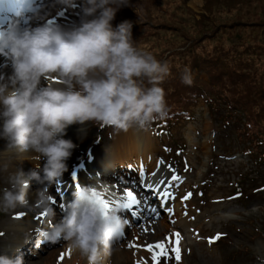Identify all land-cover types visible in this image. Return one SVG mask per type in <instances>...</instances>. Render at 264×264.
I'll use <instances>...</instances> for the list:
<instances>
[{
	"label": "rangeland",
	"instance_id": "obj_1",
	"mask_svg": "<svg viewBox=\"0 0 264 264\" xmlns=\"http://www.w3.org/2000/svg\"><path fill=\"white\" fill-rule=\"evenodd\" d=\"M10 1L16 3V0ZM132 2L136 4L135 7H123L120 13H117L113 26H116L114 22H117V19L118 25L130 21L134 33H137V29L144 23L151 30L138 33L135 41L141 48L149 49L155 44L153 47H157V50L160 48L165 50L161 62H165L180 51L191 50L194 45L197 46L194 50L199 53L198 57L206 55L205 50L209 46L205 48L201 43L197 45L199 43L197 40L200 39L195 42L194 39L205 32L206 37L210 38L207 45H213L218 41L212 38L221 30L219 33L220 37H223L222 40L240 38L242 45L258 49L257 57L260 59L252 60L250 67L253 69L249 68L248 71L250 76H254L250 79L263 78L264 0H220L217 11L209 10L211 5L207 0H199L195 7L191 6L192 0H132ZM28 3L43 7L50 3V0H28ZM127 12L131 16L125 18ZM203 15L205 19L202 18ZM4 17L0 12V19ZM78 17L79 6L71 10L52 9L47 21L57 18L58 24L72 26L77 23ZM21 23L35 27L40 21L26 16ZM3 24L0 21V26ZM198 26L200 31L197 30ZM233 26H237L239 33L233 32ZM150 32H155L157 37L150 39L152 36ZM156 38L155 43L153 40ZM169 39L176 42L175 46L171 47L173 49L169 48L172 42L166 43ZM176 58L179 57L174 59ZM171 61L173 60H169ZM175 61L173 62L176 63ZM199 62L200 65L204 64L200 60ZM193 79H196L195 85L199 81L197 79L209 83L203 71L199 73L193 71ZM197 85L199 92L204 93L203 97H198L187 106L190 115L179 119L177 125L169 129V134H156L151 129L145 131L134 128L140 132L144 144L154 149L150 153L151 156L141 157L149 156L147 161L142 159L144 161L141 166L145 167L144 171L147 172V168L152 171L151 167L155 165L152 164L153 159L157 158L158 165L169 171L168 173L172 174V182L178 184V192L181 195L178 203L183 200L188 203L189 215L180 216L185 217V220L178 225L166 223L169 227L166 228L168 233L165 234L163 231L158 238L154 237L158 228L155 226L142 227L139 231L140 240L135 238L132 230L128 232L126 229L125 234H128H123L111 256L105 258V264H177L175 259L177 234L179 264H264V156H261L264 146H258L259 137L252 135L253 132H247L244 121L236 116L227 115V106L232 101L221 97L222 93L217 87L210 91L202 84ZM191 94L192 91L185 92L181 98L178 91H171L167 97L172 108L181 109L183 108L181 102L190 99ZM258 103L263 104L261 101ZM261 109L262 107L258 106L255 112L256 118L261 121L257 124L264 128V112ZM224 118L228 119V123L224 124ZM71 129L78 131L79 151L83 153L81 158L89 166L103 163L97 158L93 161L90 152L84 153L95 141L102 138L101 148L104 153L107 152V156H111L114 147L112 150H108L107 147L116 134H124L126 139L123 141L133 140L132 129L127 133L122 131L117 133L112 128L104 131L105 128L91 122L83 126L73 125ZM83 139L90 140L91 145L87 141L82 143ZM4 148L5 141L0 140V155L6 154ZM138 152L125 158L129 168H132L130 171L135 174L141 161ZM163 156H166L168 161H165ZM87 171L88 169H85L82 176H85ZM156 172L159 170L154 167L152 174ZM148 174L150 175L147 172L146 176ZM4 175L0 174V189L6 186ZM34 185L36 184L30 186V190ZM50 189L64 195L66 202L69 201L71 194H74L69 191L67 184L58 181L49 186ZM57 204L58 207H65L60 201H57ZM50 205L56 218L58 207H54L53 203ZM176 205L177 203L169 204L172 207ZM37 206L38 202L33 201L31 208H17L9 213L0 212V254L12 256L17 250L20 251L22 246L21 244L17 248V245L12 244L13 241L16 243L23 241L21 256L25 264H83V261L70 250L59 244L45 243L32 232L33 225L43 230L54 219L46 216V213L41 212ZM126 214L128 212L123 213V218L128 223ZM27 227L29 229L23 234L24 238L17 239L16 234L23 233ZM135 227L137 228L138 224ZM8 239L12 243H7ZM163 242L166 243L163 245ZM158 245L164 246L163 255ZM154 256H158L159 260H154Z\"/></svg>",
	"mask_w": 264,
	"mask_h": 264
},
{
	"label": "clouds",
	"instance_id": "obj_2",
	"mask_svg": "<svg viewBox=\"0 0 264 264\" xmlns=\"http://www.w3.org/2000/svg\"><path fill=\"white\" fill-rule=\"evenodd\" d=\"M76 6L77 24L46 22L52 9ZM128 6L131 0H50L43 7L0 0L5 16L0 26V140L5 152L28 154L33 165L27 173L9 171L7 163L0 166V174H6L0 212L31 208L34 196L39 210L55 217L48 187L69 170L76 148L65 139L71 126L91 122L127 133L149 130L168 118L161 85L171 74L170 65L137 45L132 22L113 26L117 13ZM26 16L40 23L22 24ZM182 81L193 83L189 69ZM33 183L39 186L34 192ZM127 226L118 210L105 211L96 189L84 188L66 202L60 219L32 232L70 250L83 264H105ZM0 264L25 262L19 254H0Z\"/></svg>",
	"mask_w": 264,
	"mask_h": 264
},
{
	"label": "bare ground",
	"instance_id": "obj_3",
	"mask_svg": "<svg viewBox=\"0 0 264 264\" xmlns=\"http://www.w3.org/2000/svg\"><path fill=\"white\" fill-rule=\"evenodd\" d=\"M190 3H191L192 7H195L196 6L195 4H199V0H192V2H190ZM1 22H2V20H1ZM3 22H5V20ZM47 22L48 23H58V20L56 18L52 21H47ZM3 70L5 72L8 71V69H6V68ZM77 132L78 131L72 130L71 127L67 130V136L65 137V139H71L73 141V143L76 144V148L73 151L72 157L68 161V167H69L68 172H66L63 175V177L58 180V182H62V183L67 184L69 187V191L71 193H74V194H71L72 196H70L68 202H71L74 199V196L78 191H81L84 188H92L91 187L92 185L86 186V184L84 182V177L82 176V172L85 169H87V165H85V162L81 158V155L83 153H82V151H79L78 143H79L80 136ZM132 134H133V136H132L133 140L132 141H123L126 139V138H124V134H116L113 137V139H111L109 141L107 149L112 150V148L114 147L111 156H107V154H106L107 152L104 153L103 149L101 148V145L103 144L102 138L100 140L95 141L92 145L90 143V140L88 141L86 139H83L81 141L82 143H85L87 141V142H89V145H91L88 147L87 150L84 151V153L90 152L93 155L94 159L97 158L103 162L102 165H99V167L101 168L99 170L101 171V178L103 179L102 181L109 179V180H114L117 182V185L114 186V189H111V191H110V194L112 196H115L117 194V190L120 189L118 186L121 185L122 183L123 184L124 183H126V184L130 183L132 186L136 185L134 180L136 178L139 179V176H141L142 172L145 170V167H143V165L141 166L142 161H144L146 159L148 160L149 156L152 155L150 153L152 151H154V149L149 148L148 144H147V146L144 144V142L142 141V137L139 135L140 132L138 131V129L132 128ZM121 135H123V136H121ZM123 144H124V146H123ZM122 147H124V148H122ZM132 150H133V152H132ZM137 151H139L138 157L141 161L138 163V165H139L138 171H137V174H135V173L130 171L132 168L131 167L129 168L128 161L125 158H127L130 154L132 156L135 155L133 153H136ZM4 153H6V154L0 155V162H2L1 165L7 163L9 165V171H14L16 168H19L22 171H24L25 173H27L30 169H32V167H33L32 163L27 160L28 154H21L19 156H14V155L9 154L7 152H4ZM147 155H149L148 158L147 157L141 158L142 156H147ZM163 157H164L165 161H168L166 156H163ZM142 159H144V160H142ZM153 162H152V164H155L158 167V159L157 158L153 159ZM43 163H44L43 160L39 161V164L41 166L43 165ZM155 165H153L151 167L152 171L154 170ZM102 168H105V169H102ZM128 168H129V170H128ZM147 170L149 173H151V171H149V168H147ZM168 172L162 166L159 167V174L161 176L159 177L160 179L157 178L158 180H156V184L163 188L164 194L167 197L166 198L167 204L161 205V204L157 203L156 211L154 213H152L151 206L157 200L154 198L153 193L150 190H145L143 188H139V189H135L134 191H132L131 189L127 188V186L124 187L122 189L123 191H125V192L126 191H132L139 201V204L132 205L130 207V209L129 208L125 209L122 206L123 203L127 202L126 197L124 195L121 198H109V199L105 195L106 201L109 202V204H110L109 211L118 210L121 215L123 212H128V214H126L127 220H128V223H127L128 226L126 227V229H128V232L132 230V233L134 234V236L137 240L141 239V238H139L140 237L139 231L142 227H146V226L158 227L156 229L155 234H154V237L158 238V237H160L161 232L164 231L163 233H165V234L168 233V231H167L168 229L166 230V228H169V227H167L166 223H168L170 225L177 223V225H178L180 223H183L185 220V217H180V216L189 215L188 203H186L185 200L178 203V201L180 200V196H181L180 193L178 192V190H179L178 184L175 182L174 183L172 182V177H171L172 174H170ZM31 185H33V184H31ZM154 185H155V183H153L152 186H154ZM38 187H39L38 185H34V187L32 186L30 191L34 192ZM48 192H49L50 196L52 197V200H56L54 207L59 206L57 204V201L62 202L63 203L62 206H66V204H65L66 198L64 195H61L59 191L55 192L51 189L49 190V187H48ZM97 192L102 193V197H104L103 193H105V191L98 189ZM33 201L36 202L34 196H33ZM173 203H177V205L173 206V207L169 206V204L173 205ZM37 207H39V204ZM58 211H59L58 216L56 218H54L53 221L61 218L62 211H64V207H58ZM157 212H159V214L156 215ZM46 216H48V215L46 214ZM159 219H161V220H159ZM137 224H138L139 228L135 227V225H137ZM36 227H37L36 225L32 226L33 229ZM161 227L163 229H161ZM28 229H29L28 227L26 229H24L22 231L23 233H18V234H16L15 232H13V233H14V235L16 234L17 239H23L24 238L23 234L26 233ZM124 234H125V231H124ZM127 234L128 233H126L125 235H127ZM10 242L12 243V241H10V239H8L7 243H10ZM165 243L166 242H163V245ZM12 244L14 246L17 245V248L22 244L20 251L15 252V253L13 252L14 254H12V256H15L16 254L23 255L21 252L23 249L22 247L24 246L23 241H20L19 243H16L13 241Z\"/></svg>",
	"mask_w": 264,
	"mask_h": 264
},
{
	"label": "trees",
	"instance_id": "obj_4",
	"mask_svg": "<svg viewBox=\"0 0 264 264\" xmlns=\"http://www.w3.org/2000/svg\"><path fill=\"white\" fill-rule=\"evenodd\" d=\"M207 2L211 5L209 10H218L219 7L217 4L220 3V0H207ZM135 5L136 4H134L131 0V7H135ZM130 16V13L127 12L124 17L128 18ZM202 18L205 19L206 17L203 15ZM118 23L119 19H117V22H114L115 25H118ZM186 27H188V24H186ZM232 29L233 32L239 33L237 26H233ZM137 30V33H134L135 31H133L134 41L137 40L138 33H146L151 29L147 28V26H145L143 23ZM197 30H199V26L197 27ZM220 31L221 30H218L217 34L212 38H215L216 41H218L214 42L213 45H207V42L210 38L206 37L205 32L201 33L196 39H194V42L197 39H200L197 40L199 41L197 45L201 43L205 46V48L209 46L205 50L206 55L202 54L200 57H198L199 53L194 50L197 48V46L195 47L194 45L191 50L180 51L165 61L170 65L171 74L165 79L161 87H163L165 90V98L170 108V112L168 118L162 121L154 122L151 128L155 132H158L161 126H170L172 128L177 125L179 119L186 118L188 115H190L189 111L187 110V106L191 102H194L198 97H203L204 93H200L196 87L197 84V86L202 84V86L206 87L205 89L208 88L210 91H214V88L217 87L222 93L221 97L230 99L232 103L230 102L227 106V115L236 116L240 120L244 121V126L247 132H253L252 135L259 137L258 146H264V128L257 124V122L260 123L261 121L256 118L257 114L255 112L258 106H261V110L264 112V74L263 78H258V80L257 78L250 79L254 76H250L248 71V69L251 68V61L260 59V57H257L259 54L258 49L256 47L251 48L249 46H245V44L242 45V40L240 38H226L225 40H222L223 37H220ZM157 33H159V31H157ZM150 34L152 35L150 39H152V37H157L155 32H150ZM156 41L157 38L153 40L155 43ZM170 42L172 43L170 44L169 48L173 49L171 47L175 46L176 42L171 41V39L166 40L167 44ZM153 46H155V44ZM153 46H150L149 49L140 48L144 51L152 53L158 60L161 61L162 54H165L166 51L162 48L157 50V47ZM175 57L179 58L174 59ZM169 60H176V63L173 61L169 62ZM199 60L207 65H200ZM186 69L190 70L191 76L193 71H197L198 73L203 71V73L208 77L209 83L200 81V79H197L199 81L196 85V79H193V83L191 85L183 83L182 77ZM171 91H178L179 96L188 91H192V94L190 99H186V101L181 102L183 104V108H172L169 103V98L167 97V94ZM172 98L173 97H171V99ZM181 98L183 97L181 96ZM179 99L180 98L178 97V100ZM258 101H261L263 104L259 105ZM223 121L224 124L228 123V119L226 118H224ZM255 125L257 126L255 127ZM105 129L108 130V128ZM247 138H249V136H247ZM261 156H264V151H262Z\"/></svg>",
	"mask_w": 264,
	"mask_h": 264
},
{
	"label": "snow or ice",
	"instance_id": "obj_5",
	"mask_svg": "<svg viewBox=\"0 0 264 264\" xmlns=\"http://www.w3.org/2000/svg\"><path fill=\"white\" fill-rule=\"evenodd\" d=\"M157 191H159V189H157ZM124 196L126 197L127 202L123 203V205H122L123 208L127 209V208H130L132 205L139 204V201H138L137 197L133 194L132 191H126L124 193ZM189 198H190V196H189ZM100 201L103 204L105 211L106 212L109 211V208H110L109 202H107L106 199H104V198H100ZM50 202L55 204L56 200H52L51 199ZM217 239H219V236L217 237ZM176 241H177V247L175 249V259L177 260V264H179L180 253H179V247H178V242H179L178 234L176 236ZM158 247L161 249V254L163 255L164 251H165L164 250V246L163 245H158ZM153 259L158 261L159 257L158 256H154Z\"/></svg>",
	"mask_w": 264,
	"mask_h": 264
}]
</instances>
